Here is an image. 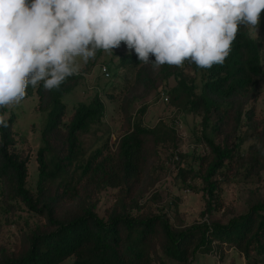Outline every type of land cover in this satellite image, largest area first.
<instances>
[{
  "label": "trees",
  "instance_id": "16d2710c",
  "mask_svg": "<svg viewBox=\"0 0 264 264\" xmlns=\"http://www.w3.org/2000/svg\"><path fill=\"white\" fill-rule=\"evenodd\" d=\"M259 29L264 32V11ZM261 49L249 28L238 25L230 55L209 70L187 62L183 67H154L139 62L134 51L124 55L121 66L131 67L134 79L119 106L126 131L111 147L108 141L97 147L108 135L106 108L99 95L70 112L64 103L82 81L81 74L68 77L59 90L46 91L42 83L29 86L26 97L38 95L45 120L37 152V190L27 188V162L12 151L15 119L11 116L8 127L0 126V208L5 213L20 208L41 222L27 226L19 250L0 245V264L70 260L72 264H194L198 255H213L224 248L235 249L246 264H264V198L227 222L205 221L184 228L175 227L165 213L142 211L137 194L159 161V147L175 143L177 132L164 122L145 127L146 105L132 113L136 103L163 89L178 116L200 118L207 153L196 157V167L180 169L179 175L183 182L192 176L202 184L206 208L202 215L210 218L233 164H244L246 178L264 172V116L257 118L255 106L264 79ZM188 71L202 73L200 91ZM169 80L175 85L166 90ZM7 111L0 108V114ZM87 137L94 138L89 149ZM107 190L121 194L101 217L98 208Z\"/></svg>",
  "mask_w": 264,
  "mask_h": 264
},
{
  "label": "clouds",
  "instance_id": "9594fccd",
  "mask_svg": "<svg viewBox=\"0 0 264 264\" xmlns=\"http://www.w3.org/2000/svg\"><path fill=\"white\" fill-rule=\"evenodd\" d=\"M262 11L264 0H0V108L29 86L59 90L121 42L144 64L209 70L230 55L238 25L258 34Z\"/></svg>",
  "mask_w": 264,
  "mask_h": 264
},
{
  "label": "rangeland",
  "instance_id": "374dc122",
  "mask_svg": "<svg viewBox=\"0 0 264 264\" xmlns=\"http://www.w3.org/2000/svg\"><path fill=\"white\" fill-rule=\"evenodd\" d=\"M249 34L262 48L264 70V32L258 29L257 34L249 29ZM132 52L127 49L124 42H121V46L113 49V53L98 51L95 59L89 60L87 64L81 62L79 74L82 75V81L64 99L70 112L77 104L88 103L96 95L100 96L106 108L104 123L108 135L97 144V147L103 146L107 141L109 147L114 146L116 139L126 131L127 123L119 106L125 97V89L134 79V71L127 65L121 66L120 60L124 55ZM103 66L107 67L109 77L101 71ZM187 74L196 78L200 91L203 84L202 73L188 71ZM174 85V80H169L165 89L170 90ZM163 93V89L151 92L132 109L133 113L147 106V112L143 117L145 127L152 128L159 122H164L168 125L172 124L177 132L175 143L159 147V161L150 168L141 191L139 190L137 194L142 211L165 213L175 227L184 228L205 221L209 223L213 220L227 222L230 217L245 213L251 203L263 199L264 172L262 171L259 177L250 175L246 178L244 164L240 166L235 163L232 165L234 172L228 173L229 182L222 184L218 191L216 210L210 218L202 215L206 209L204 193L201 190L202 184L192 176L186 179L187 183L183 182V178L179 175L180 169L189 168L191 164L196 167V157L207 153V148L200 135V118L190 115L178 116L170 102L162 100ZM255 106L256 116L261 119L264 116V79L260 84V94ZM7 110L6 119L8 120L11 116L15 119L13 126L15 146L12 151L27 162V188L35 193L39 180L37 152L41 147V136L45 123L44 116L39 111L38 95L35 93L32 97H25L19 105L7 108ZM93 141V137L85 138L87 149ZM248 147L249 144H245L244 150ZM120 194V191L107 190L101 195L99 216L104 217L106 211H110L116 205ZM153 196H156V199H152ZM1 209L0 245L8 251L19 250L27 226L39 224L41 221L38 218H31L29 213L20 208L7 213ZM64 264H72V261ZM194 264H246V262L235 249L224 248L217 250L213 255H198Z\"/></svg>",
  "mask_w": 264,
  "mask_h": 264
},
{
  "label": "built area",
  "instance_id": "2783aa9c",
  "mask_svg": "<svg viewBox=\"0 0 264 264\" xmlns=\"http://www.w3.org/2000/svg\"><path fill=\"white\" fill-rule=\"evenodd\" d=\"M101 71L103 72V74H104L106 77H109V75H108V71H107V67H105V66L101 67ZM161 98H162V100H164V101H166V102L169 101V97H168L165 93H163V94L161 95ZM176 160H178V159L176 158Z\"/></svg>",
  "mask_w": 264,
  "mask_h": 264
}]
</instances>
